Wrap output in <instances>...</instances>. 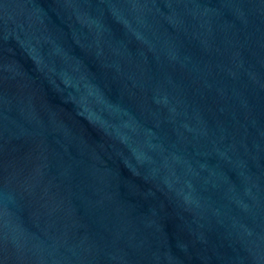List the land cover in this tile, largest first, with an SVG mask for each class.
Listing matches in <instances>:
<instances>
[{
    "label": "water",
    "instance_id": "1",
    "mask_svg": "<svg viewBox=\"0 0 264 264\" xmlns=\"http://www.w3.org/2000/svg\"><path fill=\"white\" fill-rule=\"evenodd\" d=\"M0 264H264V0H0Z\"/></svg>",
    "mask_w": 264,
    "mask_h": 264
}]
</instances>
